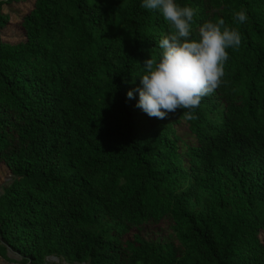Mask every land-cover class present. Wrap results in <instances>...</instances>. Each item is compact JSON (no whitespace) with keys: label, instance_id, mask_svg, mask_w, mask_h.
Segmentation results:
<instances>
[{"label":"trees","instance_id":"16d2710c","mask_svg":"<svg viewBox=\"0 0 264 264\" xmlns=\"http://www.w3.org/2000/svg\"><path fill=\"white\" fill-rule=\"evenodd\" d=\"M20 1L0 0V30ZM177 2L193 38L220 18L242 36L193 120L127 98L170 31L141 0H33L22 38H0V256L264 264V0Z\"/></svg>","mask_w":264,"mask_h":264},{"label":"clouds","instance_id":"9594fccd","mask_svg":"<svg viewBox=\"0 0 264 264\" xmlns=\"http://www.w3.org/2000/svg\"><path fill=\"white\" fill-rule=\"evenodd\" d=\"M140 7L162 15L170 31L157 41L158 54L145 61L140 84L127 92V98L138 94L135 106L150 118L163 120L181 109L187 120H193L202 98L220 86L228 50L239 49L241 33L220 18L202 23L193 38L196 9L177 0H141ZM232 19L246 23V10L234 11Z\"/></svg>","mask_w":264,"mask_h":264},{"label":"rangeland","instance_id":"374dc122","mask_svg":"<svg viewBox=\"0 0 264 264\" xmlns=\"http://www.w3.org/2000/svg\"><path fill=\"white\" fill-rule=\"evenodd\" d=\"M33 7V0H23L20 2H13L11 4L5 5V10L9 12L11 17L10 24L0 30V38L3 40L8 41H16L22 38V30L19 28L18 22L20 21L21 17L30 11ZM12 175L9 169L6 168L4 165H0V190L2 186L8 182L12 181ZM46 261L51 264H70L66 262L64 259L56 257V256H49L46 258ZM0 264H25L22 261V257L12 251L11 249L7 252V257L0 256Z\"/></svg>","mask_w":264,"mask_h":264}]
</instances>
